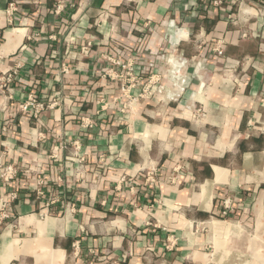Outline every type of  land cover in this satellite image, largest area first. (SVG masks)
I'll return each instance as SVG.
<instances>
[{
	"label": "crops",
	"instance_id": "obj_1",
	"mask_svg": "<svg viewBox=\"0 0 264 264\" xmlns=\"http://www.w3.org/2000/svg\"><path fill=\"white\" fill-rule=\"evenodd\" d=\"M62 1L0 0V264H264V0Z\"/></svg>",
	"mask_w": 264,
	"mask_h": 264
},
{
	"label": "built area",
	"instance_id": "obj_2",
	"mask_svg": "<svg viewBox=\"0 0 264 264\" xmlns=\"http://www.w3.org/2000/svg\"><path fill=\"white\" fill-rule=\"evenodd\" d=\"M58 2L59 4H58L57 12L61 11L65 7V4L62 0H58ZM214 52H216L217 55L220 57L221 55L224 54L221 44L217 48L214 49ZM131 54H132V57H131L130 62H127L125 64L119 63L121 64L122 69L126 72L127 75H131L134 68L136 67V62L138 61L139 56H140L138 50H132ZM5 81L6 82L11 81V76L6 77ZM122 90L127 91L126 88H123ZM44 107H45V104L43 102L42 103L39 102L37 96L34 94L29 95L28 101L23 106L24 110L33 111L34 115L36 116L39 115V113L41 112V110H43ZM18 175H19V170L14 165L2 166L0 168V181L2 182L9 183V181L16 179ZM38 193L42 194L41 191H38ZM226 208L227 209L230 208L228 202L226 204Z\"/></svg>",
	"mask_w": 264,
	"mask_h": 264
}]
</instances>
